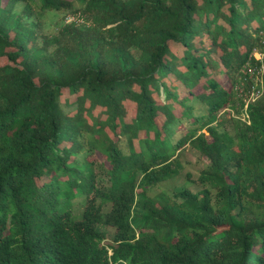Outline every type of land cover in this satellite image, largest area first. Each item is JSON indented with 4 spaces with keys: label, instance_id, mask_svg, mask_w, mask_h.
Here are the masks:
<instances>
[{
    "label": "trees",
    "instance_id": "trees-1",
    "mask_svg": "<svg viewBox=\"0 0 264 264\" xmlns=\"http://www.w3.org/2000/svg\"><path fill=\"white\" fill-rule=\"evenodd\" d=\"M263 41L264 0H0V264H264Z\"/></svg>",
    "mask_w": 264,
    "mask_h": 264
},
{
    "label": "rangeland",
    "instance_id": "rangeland-1",
    "mask_svg": "<svg viewBox=\"0 0 264 264\" xmlns=\"http://www.w3.org/2000/svg\"><path fill=\"white\" fill-rule=\"evenodd\" d=\"M62 15H66L67 19L72 17V16L71 17L68 16L69 12L68 13L58 12L57 13V17H61ZM88 22L89 21L86 20V23H88ZM262 43L260 45L253 47V49L251 51V55H253V52L259 51V48L262 46ZM258 78L261 79L259 76H258ZM231 80H232V78H230L229 76H221V82L226 87H229ZM238 82H240L239 79L238 80L234 79V81L232 83V88L234 90H235V85ZM261 95H262V93L260 92L256 96V98H259ZM251 98H252V96L249 94L246 101L251 102V100H252ZM244 108H245V106H244ZM241 116H243V115L241 114ZM185 130H186L185 124H178V125L174 126V132L175 133L181 134ZM179 162L181 164V169H180L179 173L175 177L169 178L168 180L162 182V184H160L159 186H156L154 188L155 192L160 190L163 187L179 186L180 184H183V183L188 184L191 187V189H193V190H196L200 187L196 178H197V175L199 173V170L202 167H204V165L206 163L205 158L202 157V155L198 154L195 150L191 149L189 146H186L184 151L181 152L179 155ZM150 193H153V191H151ZM112 232H113L112 228H110V227L107 228V237L103 240L104 243L109 241V238L111 237Z\"/></svg>",
    "mask_w": 264,
    "mask_h": 264
},
{
    "label": "built area",
    "instance_id": "built-area-1",
    "mask_svg": "<svg viewBox=\"0 0 264 264\" xmlns=\"http://www.w3.org/2000/svg\"><path fill=\"white\" fill-rule=\"evenodd\" d=\"M68 16L69 17L72 16V17L67 19V16H65V22L74 21L75 23H81L84 21L83 16L79 14L69 13ZM252 56L255 59L259 60L260 62L254 65L247 62L246 65H244L247 71V77H244L242 80H239L240 82L236 83L235 85V91L237 95L240 96L245 101V104H244L245 108L249 102V101L248 102L246 101L248 95L250 94L252 96L251 101H253L256 99V96L263 90L262 75L264 73V41L262 43V46L259 48V51L253 52ZM258 76L261 79H259ZM246 84L248 85L246 86Z\"/></svg>",
    "mask_w": 264,
    "mask_h": 264
}]
</instances>
